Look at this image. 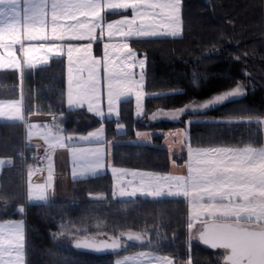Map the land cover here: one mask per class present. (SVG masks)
Instances as JSON below:
<instances>
[{"label":"snow or ice","instance_id":"snow-or-ice-1","mask_svg":"<svg viewBox=\"0 0 264 264\" xmlns=\"http://www.w3.org/2000/svg\"><path fill=\"white\" fill-rule=\"evenodd\" d=\"M182 7V0H0V70L17 71L23 81L25 71L47 66L52 58L66 57L69 109L87 105L89 112L103 117L104 111L99 103L103 81L108 114L118 116L120 102L134 94L136 116L139 118L144 112L142 100L146 57L138 59L129 41L181 35ZM129 11L130 16L125 14ZM109 13L120 14L122 18L108 22L106 17ZM105 32L109 41L118 35L121 42L102 43V55L96 56L93 44L102 42ZM84 41L87 43H79ZM38 53L43 55L37 56ZM137 67L140 69L138 78L133 71ZM85 72L86 76L83 75ZM176 94L171 92L156 96ZM246 94L244 86L237 84L233 89L201 103L193 102L173 110L159 109L149 119L179 121L187 113H206L226 103L236 102ZM52 117L51 124L30 123L25 115L22 94L18 100L0 102V119L23 124L27 141L30 142L37 135L47 144L44 157L48 161L46 182L33 185L31 178L36 170L28 166L27 197L30 203L48 205L51 202L50 197L54 194L52 153L57 148H67L71 154L74 180L96 176L104 168V148L80 146L82 142L103 143L102 128L86 136L65 135L61 125L56 122L55 114ZM191 123L189 121V126ZM216 123L264 126V118L242 116ZM123 127L117 123L118 130ZM136 136L149 140L151 134L137 132ZM167 137L174 144L187 149L185 174H160L113 167L116 183L112 197H145L152 200L183 197L188 204L189 246L193 239L192 231L199 223L196 238L212 249H223V264H264V143L249 141L232 146L194 147L188 129L168 133ZM169 150L172 151V144H169ZM5 163L11 165L12 162L0 160V167ZM125 176L132 179L124 181ZM93 199L103 201L105 197L99 195ZM18 212L23 213L24 207H19ZM68 227L61 224L62 229ZM65 235L72 233L62 230L53 237ZM161 235L157 229V247ZM129 241L153 245L145 229L142 232L120 231L107 239L98 240L95 235L75 239L73 247L97 253H116ZM145 261L146 264H193L190 251L185 261H177L174 257L158 255L153 251H141L117 259L115 264H145ZM0 264H26L23 221L0 223Z\"/></svg>","mask_w":264,"mask_h":264},{"label":"trees","instance_id":"trees-1","mask_svg":"<svg viewBox=\"0 0 264 264\" xmlns=\"http://www.w3.org/2000/svg\"><path fill=\"white\" fill-rule=\"evenodd\" d=\"M182 4L185 25L182 36L131 41L139 55L146 57L147 98L143 117L136 116L133 99L121 103L119 119L95 117L93 124L88 123L93 114L86 108L67 109L65 57L52 58L47 66L25 71L26 113L67 116L63 129L70 135L105 125L107 138L118 141L112 164L139 170L167 173L172 160L185 163L186 148L182 157L177 153L171 157L170 151L161 146L163 132L169 129H188L194 147L264 143V126L216 123L242 116L264 118V0H182ZM119 15L109 13L107 17ZM237 84H242L247 94L236 102L206 113L190 112L179 121L164 119L149 123V114L157 108H177L196 99H210ZM171 92L177 94L156 96ZM117 123L124 127L118 130ZM142 130L163 132L153 137V144L130 142ZM26 145L23 124L0 121V157L13 160L1 174L0 219L26 220L27 264H114L112 255L78 251L73 248V241L82 236L105 237L120 231L145 229L153 245H133L125 252L151 249L185 261L190 251L193 264H223L220 253L207 248L194 236L189 246L188 204L183 197L113 198L110 172L74 181V197L70 200H55L48 205L29 203L28 166L33 163L30 155L37 148ZM99 195L105 199H93ZM21 206L23 213L18 212ZM61 224L69 227L62 229ZM157 229L162 234L158 247ZM62 230L72 235L53 237Z\"/></svg>","mask_w":264,"mask_h":264},{"label":"crops","instance_id":"crops-1","mask_svg":"<svg viewBox=\"0 0 264 264\" xmlns=\"http://www.w3.org/2000/svg\"><path fill=\"white\" fill-rule=\"evenodd\" d=\"M127 15H131V12L129 11L128 13H125ZM122 18V15H119L117 17L114 18H108L106 17L108 22H114L116 20H119ZM182 20H183V28H182V32L181 35L182 36L184 33V18H183V8H182ZM99 34V32L97 33ZM177 36V37H179ZM121 42V38L117 35L115 36L111 41L108 40L107 34L105 32L104 38L102 42H96L93 44V51H94V55L96 56H101L102 55V43H119ZM35 43V42H33ZM77 43V42H74ZM79 43H87V41L84 42H79ZM130 46L136 51L137 53V58H144L143 56H140L138 51L132 46L131 41H129ZM99 47V49H98ZM99 51V52H98ZM19 55V53H18ZM43 53H38L37 56H42ZM66 58V57H65ZM52 59L49 60V62ZM67 62V61H66ZM134 72H136L138 74V67L133 69ZM103 74V70L101 69V75ZM83 75H87V73L85 72ZM138 77V75H137ZM145 89V88H144ZM143 92H146L144 91ZM21 94L23 95L24 98V111H25V115L28 118V114L26 113V107H25V73H24V77H23V81H21L20 79V74L17 71H13V70H0V102H12L15 100L20 99ZM147 94V92H146ZM135 95H130L128 96L126 99H123L120 104H119V115L117 116L116 114H112L109 116H105V118L108 117V119L114 118V119H119L120 118V106L121 103L127 100H134ZM100 107L104 110L105 115H109L108 114V103H107V95H106V86L104 85L103 81L101 84V93H100ZM66 106L67 109H69L68 105H67V87H66ZM83 108L87 109V105H85ZM53 114V113H51ZM145 114V113H144ZM56 117L58 120H60L61 122V127L63 128L62 124L64 123V118L65 116H58V114H56ZM0 121H7L4 119H0ZM103 126V125H101ZM101 126H98L92 130H90L87 133H80V134H76L74 136H86L88 135V133L90 132H95V130H98L99 128H101ZM105 126V125H104ZM178 128L175 129H169L166 131H156V130H142V131H138V132H142V133H149L151 134V137L149 140H145V139H141L138 138L136 136V138L130 140V142H135V143H139V144H153V137L156 134H160V133H164L165 137L163 140V144L161 146L167 148L169 150V145H168V141L172 140L171 138L167 137L168 133H174ZM64 130V129H63ZM65 135H70L68 133H66L64 131ZM101 140L103 141V143H86V142H82L80 143L81 147H101L105 149V154H104V168L96 175H103L106 172H110L113 176V187L116 183V177H114L113 173H112V168H121V169H128V170H136V171H144V172H154V173H160V174H173V169L174 167L177 165H184V164H178L176 161L172 160L171 163V168L170 171L167 173H163V172H155V171H151V170H139L136 168H128V167H121V166H115L112 164V160H113V156H114V145L115 143H117L118 141L116 140H109L107 138V132L106 130L104 131V133L101 136ZM26 143L28 145H31L27 142ZM42 146L38 145V150L39 152H43L44 156H45V150H43L44 148H42ZM37 150V151H38ZM170 151V150H169ZM175 154V152L172 150L170 151V156L173 157V155ZM0 160H4V161H8L11 160V162L13 161L11 157H0ZM173 161L175 162V166L173 165ZM9 164L5 163L3 165V167H0V185H1V174L3 172V169L5 166H7ZM52 165H53V173H54V194L51 195L50 197V201H55V200H70L74 197V189H73V183L76 180H80L79 178H77L76 180L73 179L72 176V169H73V162H72V156L69 153V151L67 150V148L65 149H59L57 148L54 153H52ZM47 167H48V161L47 159L44 160L43 164L41 165L40 168H38V170L34 171V174L32 176V178H35V185H40V184H44L47 180ZM42 169V171L40 170ZM36 175V176H34ZM96 176H89V177H96ZM88 177V178H89ZM124 181L130 180L132 179L131 176H125ZM27 188H28V177H27ZM114 190V189H113ZM145 198V197H143ZM120 199H128V198H120ZM27 201H28V197H27ZM17 221H23L24 224V228H25V235H26V264H27V222L24 218H19V219H0V223H6V222H17ZM199 230H197L198 233ZM200 242V241H199ZM201 243V242H200ZM203 244V243H202ZM138 251V250H137ZM159 253V252H158ZM163 254V253H161Z\"/></svg>","mask_w":264,"mask_h":264},{"label":"rangeland","instance_id":"rangeland-1","mask_svg":"<svg viewBox=\"0 0 264 264\" xmlns=\"http://www.w3.org/2000/svg\"><path fill=\"white\" fill-rule=\"evenodd\" d=\"M145 67H146V64H145ZM144 71H145V68H144ZM139 72H140V69H139V67H138V74H139ZM137 74V75H138ZM138 78V77H137ZM144 91H145V89H144ZM146 98H147V94H146V92H144V99L142 100V104H143V108H144V112H143V115H142V117L144 116V113H145V109H146ZM207 100V99H206ZM134 101H135V103H136V98L134 97ZM205 100L204 99H200V100H198V99H196V100H193V101H191V102H189V103H187V104H185L184 106H186V105H188V104H190V103H193V102H196V103H201V102H204ZM184 106H181V107H177V108H170V109H164V110H173V109H179V108H182V107H184ZM159 109H163V108H157L156 110H154L153 112H151L150 114H149V117L154 113V112H156L157 110H159ZM103 110V109H102ZM104 111V110H103ZM91 114H93V116L92 117H89V120H88V123L89 124H93L94 122H95V117L96 118H98V119H108V117L107 118H105V116H109L110 117V115H105V113H104V116L103 117H100V116H97V115H95V113H92L91 112ZM55 116H56V114H55ZM28 120H29V122L30 123H35V124H51L52 122H53V117H52V114L51 113H32V114H29V116H28ZM65 120H67V116H65V118H64V121ZM160 120H164V119H158V120H156V121H153V120H150L149 119V123H153V122H157V121H160ZM57 123H59L60 125H61V122H60V120H58L57 119V121H56ZM87 124V123H86ZM62 126H63V124H62ZM101 128L103 129V133H104V131L106 130V126H101ZM101 128H99V129H101ZM119 130H121V129H119ZM183 129H181V128H178L174 133H176V132H179V131H182ZM97 130H95V132H96ZM107 132V131H106ZM102 133V134H103ZM82 136H84V135H82ZM27 140V139H26ZM29 144H31V145H33V146H35L36 148H37V150H38V145H40V146H42L43 145V147L42 148H44L43 150H45L46 148H47V144L44 142V140L42 139V138H40L39 136H37V135H34L33 137H32V139H31V141L29 142V141H27ZM169 144H172V150L175 152V153H177L180 157H182L184 154H183V152H184V149L186 148V147H182L181 145H179V144H174L173 143V141L171 140H169L168 141V145ZM169 147V146H168ZM44 152V151H43ZM43 152H39V150L37 151V153H36V155H37V157L40 155V156H44V153ZM187 159V158H186ZM184 165H185V163H184ZM184 165H182V166H180V165H177L176 164V166L174 167V169H173V174H175V175H182V174H185V168H184ZM29 166H32L33 167V169H36V170H38V168H40L41 167V165H39V162H36V163H31V164H29ZM34 176H36V175H34ZM37 177V176H36ZM31 183L33 184V185H35V178L33 179V178H31ZM178 198H181V197H178ZM29 202V201H28ZM30 203V202H29ZM34 203H40V202H34ZM200 225H199V223H197L196 224V226L195 227H199ZM194 227V228H195ZM141 251H153V250H151V249H140V250H138V251H134V252H124V253H121V254H117V255H112L111 256V260H113V262H114V264H115V261L117 260V259H120V258H123V257H125V256H133V255H136V254H138L139 252H141ZM155 254H158V255H168V254H161V253H158V252H156V251H153ZM168 256H170V255H168ZM145 264H146V261H145Z\"/></svg>","mask_w":264,"mask_h":264},{"label":"water","instance_id":"water-1","mask_svg":"<svg viewBox=\"0 0 264 264\" xmlns=\"http://www.w3.org/2000/svg\"><path fill=\"white\" fill-rule=\"evenodd\" d=\"M200 230V229H199ZM199 232V231H198ZM111 236V235H109ZM89 237H92V236H82V237H78L76 239H85V238H89ZM96 238L98 240L100 239H107L108 236H105V237H98L96 236ZM148 238L149 239H152L151 235L148 234ZM126 240V238H125ZM200 241V240H199ZM201 242V241H200ZM202 243V242H201ZM147 243H144V244H141V243H138V242H135V241H129V242H126V245L125 247L121 248L120 250H118L116 253H113V252H110V251H105V252H100V253H97V252H94V251H91V250H88V249H83V250H78V251H82V252H88V253H92V254H95V255H99V256H108V255H117V254H121L125 251H127L131 246L133 245H145ZM74 248V247H73ZM75 249V248H74ZM77 250V249H76Z\"/></svg>","mask_w":264,"mask_h":264},{"label":"flooded vegetation","instance_id":"flooded-vegetation-1","mask_svg":"<svg viewBox=\"0 0 264 264\" xmlns=\"http://www.w3.org/2000/svg\"><path fill=\"white\" fill-rule=\"evenodd\" d=\"M199 229H200V226H199V227H195V228L193 229V231H192V236H194L195 239H197V238H196V235H197V230H199ZM197 240L199 241V239H197ZM203 245L206 246L207 248H210L209 246H207V245H205V244H203ZM210 249H212V248H210ZM212 250H214V251L220 253L221 256H222V258H223V255H224V250H223V249H212Z\"/></svg>","mask_w":264,"mask_h":264},{"label":"built area","instance_id":"built-area-1","mask_svg":"<svg viewBox=\"0 0 264 264\" xmlns=\"http://www.w3.org/2000/svg\"><path fill=\"white\" fill-rule=\"evenodd\" d=\"M36 153L37 152H35V153H32L31 155H30V159L32 160V161H34V163H36V162H39V165H42L43 164V162H44V160H45V156H38L37 157V155H36Z\"/></svg>","mask_w":264,"mask_h":264}]
</instances>
